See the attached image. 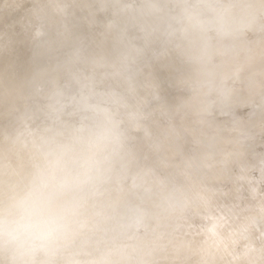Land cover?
I'll return each instance as SVG.
<instances>
[{
    "label": "bare ground",
    "instance_id": "1",
    "mask_svg": "<svg viewBox=\"0 0 264 264\" xmlns=\"http://www.w3.org/2000/svg\"><path fill=\"white\" fill-rule=\"evenodd\" d=\"M254 1L233 23L232 0L225 14L208 0L0 3V192L40 171L81 185L62 264H264ZM99 123L116 134L89 180Z\"/></svg>",
    "mask_w": 264,
    "mask_h": 264
},
{
    "label": "clouds",
    "instance_id": "2",
    "mask_svg": "<svg viewBox=\"0 0 264 264\" xmlns=\"http://www.w3.org/2000/svg\"><path fill=\"white\" fill-rule=\"evenodd\" d=\"M115 134L103 123L89 130L97 145L85 171L89 180L102 179L104 152ZM80 187L66 176L40 171L12 191L0 192V264H62L58 257L79 224L74 193Z\"/></svg>",
    "mask_w": 264,
    "mask_h": 264
},
{
    "label": "rangeland",
    "instance_id": "3",
    "mask_svg": "<svg viewBox=\"0 0 264 264\" xmlns=\"http://www.w3.org/2000/svg\"><path fill=\"white\" fill-rule=\"evenodd\" d=\"M2 1H4V0H0V3L2 2ZM208 1H210L211 3H213V2H216V5H218V9H217V11H219V12H222L223 14H225V12H226V9H227V6L229 5V3L231 2V0L229 1V0H208ZM217 1H220L221 3H219L218 2V4H217ZM232 2H234L235 3V7H234V9H233V12H232V23L233 22H235L236 20H238V18H239V16L241 17V15H242V13L244 12V9H248V12L249 13H256V14H258L260 11H258V10H256L252 5H249L251 2L255 5V1L254 0H232ZM29 3H30V0H24V2H23V6H22V8L20 9V12H22V11H24V10H26V9H28L27 8V6H29ZM194 4H195V2H194ZM249 5V6H248ZM195 7V5H192V8H194ZM253 7V8H252ZM220 8V9H219ZM223 9V10H222ZM246 12V11H245ZM257 21H259L260 23L262 22V19L260 20V19H258V20H256V22ZM258 23V22H257ZM256 25H259V26H262L263 25V22H262V24L260 25V24H256ZM258 26V27H259ZM264 26V25H263ZM260 28V27H259ZM212 29H213V31H211L210 33L211 34H209V32H208V35H209V37L210 38H208L210 41L212 40V38L214 39V41H213V43H215L216 41H218L220 38H219V32L217 31V29L215 30V27H212ZM261 29H263V27L261 28ZM17 33H20V31H16ZM214 33V34H213ZM264 33V32H263ZM213 34V36H210V35H212ZM249 34L250 33H248V34H246V36L249 38V39H253V38H255L256 36H259L260 34H262L261 32H259L258 33V35H255V34H250V37H249ZM257 34V33H256ZM262 35H264V34H262ZM252 36V37H251ZM238 39H240V40H243V39H247V38H245V35H243V36H239V37H232V40L233 41H235V40H238ZM249 39H247V40H249ZM208 40V41H209ZM243 41H245V40H243ZM240 110H242L241 112H240ZM242 114L241 115V117H245L247 120H249V116L252 114V112H248V108H241V109H239L235 114H233V115H238V114ZM244 115V116H243ZM222 115H218L217 116V119L219 118L220 120H222L223 121V118H224V115L221 117ZM239 117H240V115H238ZM240 117V118H241ZM245 118H244V121H245ZM236 119H237V117H234L233 119L231 118V124H232V122L233 123H235L236 122ZM219 120V121H220ZM242 121H243V119H242ZM231 124H229V126H227L228 128V131H229V129L231 130V128H232V125ZM257 135V134H256ZM260 135H261V133H258V139L259 138H262V137H260ZM227 136H229V135H227ZM227 136H225V137H227ZM230 136L232 137V134H230ZM229 136V137H230ZM229 137H227V138H229ZM230 137V138H231ZM227 138L225 139V140H227ZM229 138V139H230ZM247 138H249V137H247ZM232 139V138H231ZM230 139V140H231ZM250 140H251V142H253V143H255L254 141H253V137H251V138H249ZM227 141H229V140H227ZM227 141H226V144H227ZM232 141V140H231ZM229 142V144H231V145H229V144H227V147H229V146H232V142ZM256 145H254V146H257V149L259 148V146L258 145H260V144H257V143H255ZM261 146V145H260ZM230 148V147H229ZM232 148V147H231ZM230 148V149H231ZM226 149H228V148H226ZM230 149H228V150H230ZM227 151V150H226ZM229 152H232V151H229ZM228 152V153H229ZM226 155H227V152H226ZM229 155V154H228ZM250 176H252V174H250ZM262 186H263V184H262ZM262 188H264V187H262Z\"/></svg>",
    "mask_w": 264,
    "mask_h": 264
}]
</instances>
